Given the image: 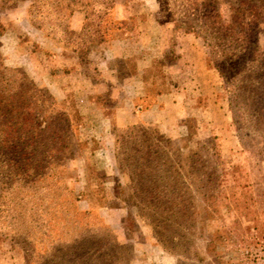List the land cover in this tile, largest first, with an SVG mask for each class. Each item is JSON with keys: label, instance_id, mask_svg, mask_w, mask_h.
Returning a JSON list of instances; mask_svg holds the SVG:
<instances>
[{"label": "rangeland", "instance_id": "obj_1", "mask_svg": "<svg viewBox=\"0 0 264 264\" xmlns=\"http://www.w3.org/2000/svg\"><path fill=\"white\" fill-rule=\"evenodd\" d=\"M221 1L225 16L235 0ZM36 2L0 0V52L69 113L71 153L33 174L39 153L27 160L22 135L12 153L0 123V264H264V159L243 147L205 43L166 21L158 0H113L104 41L82 59L60 32L94 29L99 18L86 15L100 1ZM257 44L264 49V10ZM136 125L185 153L212 138L206 190L187 189L194 199L182 192L180 205L170 194L165 209L137 201L135 173L115 158L116 138Z\"/></svg>", "mask_w": 264, "mask_h": 264}, {"label": "trees", "instance_id": "obj_2", "mask_svg": "<svg viewBox=\"0 0 264 264\" xmlns=\"http://www.w3.org/2000/svg\"><path fill=\"white\" fill-rule=\"evenodd\" d=\"M99 1L100 8H93L86 15V20H89V13L99 18L94 29L92 22H87L76 32L67 23L60 32V39L80 52L82 59L88 44L104 41L111 25L101 28V20L108 15L114 2ZM158 1L166 21L205 43L210 62L228 94L232 121L243 147L253 148L264 159V49L257 44L264 0H235L229 4L225 16L221 12V0ZM38 3L39 0L32 7H37ZM32 22L43 27L37 18H32ZM0 118V123L10 129L12 153L19 152L15 140L20 135L25 139L21 149H26L27 160L39 153L40 164L25 168L27 171L46 174L58 161L70 155L73 124L69 113L48 89L38 87L22 70L6 67L1 52ZM197 145V149H188L185 153L163 134L136 125L116 138L115 158L120 171L135 173L132 196L146 206L159 204L165 209L173 202L170 194L175 193L179 200L176 205H180L185 201L181 199L182 192L187 199H194L191 192L186 194L187 189L206 190L211 173L216 170V166L209 168L206 158L216 159L218 151L212 138L197 142ZM161 227L163 231L159 233L163 243L167 229Z\"/></svg>", "mask_w": 264, "mask_h": 264}, {"label": "crops", "instance_id": "obj_3", "mask_svg": "<svg viewBox=\"0 0 264 264\" xmlns=\"http://www.w3.org/2000/svg\"><path fill=\"white\" fill-rule=\"evenodd\" d=\"M114 56L116 57V54H114ZM93 107V106H92ZM87 111H89V112H91L94 116H96V117H101V114H100V111L97 109V108H91L90 107V105H88V107H87ZM125 112H126V109L124 110V111H122V113H124L125 114ZM148 113H150L149 112V110H147L146 112H144L143 114L144 115H147ZM120 116H122V114L120 115Z\"/></svg>", "mask_w": 264, "mask_h": 264}]
</instances>
